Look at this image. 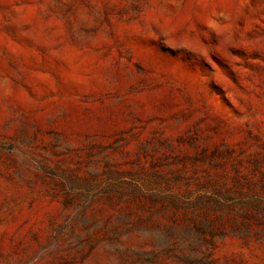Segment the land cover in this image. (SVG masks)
I'll list each match as a JSON object with an SVG mask.
<instances>
[{
  "label": "rangeland",
  "instance_id": "1",
  "mask_svg": "<svg viewBox=\"0 0 264 264\" xmlns=\"http://www.w3.org/2000/svg\"><path fill=\"white\" fill-rule=\"evenodd\" d=\"M0 264H264V0H0Z\"/></svg>",
  "mask_w": 264,
  "mask_h": 264
}]
</instances>
